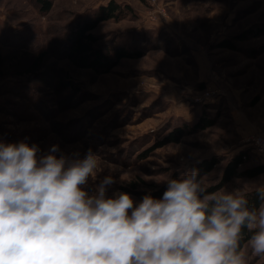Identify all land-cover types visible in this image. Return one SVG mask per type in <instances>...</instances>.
<instances>
[{
    "label": "rangeland",
    "instance_id": "374dc122",
    "mask_svg": "<svg viewBox=\"0 0 264 264\" xmlns=\"http://www.w3.org/2000/svg\"><path fill=\"white\" fill-rule=\"evenodd\" d=\"M49 1L44 14L36 0H0V21L8 23L0 25V141L36 144L41 153L58 145L81 158L91 149L100 177L115 179L108 195L123 191L136 202L202 159L221 158L202 176L209 188L240 150L249 155L244 167L264 163L246 141L264 137V31L254 34L264 28V0H113L130 13L101 22L92 33L104 47L146 52L122 59L108 73L54 55L64 53L62 28L109 0ZM226 39L234 49L217 45ZM37 53L47 55L37 71H28ZM201 112L213 126L155 147L173 126L190 127ZM256 183H264V174L217 190L247 192ZM242 251L247 264L264 261L246 244Z\"/></svg>",
    "mask_w": 264,
    "mask_h": 264
},
{
    "label": "clouds",
    "instance_id": "9594fccd",
    "mask_svg": "<svg viewBox=\"0 0 264 264\" xmlns=\"http://www.w3.org/2000/svg\"><path fill=\"white\" fill-rule=\"evenodd\" d=\"M100 168L91 149L0 141V264H247L245 244L264 258V183L209 191L193 169L136 202Z\"/></svg>",
    "mask_w": 264,
    "mask_h": 264
},
{
    "label": "trees",
    "instance_id": "16d2710c",
    "mask_svg": "<svg viewBox=\"0 0 264 264\" xmlns=\"http://www.w3.org/2000/svg\"><path fill=\"white\" fill-rule=\"evenodd\" d=\"M36 3L40 6L41 12L44 14L49 13L52 6L49 0H36ZM130 11L131 8L128 5H121L113 0H109L105 5H100L89 11L90 16L85 14L86 16L84 15V18H80L81 20L75 21L74 18L71 19L69 23L62 28V30L66 31V36H60L61 50H63L64 53H56L54 57L59 59L64 58L71 65L79 69H90L97 73L110 72L122 59H137L142 57L146 52L144 49L135 50L124 46H116L114 44L104 47L99 43L100 37L92 33L101 22L109 20L118 22L124 19ZM65 14L71 16L68 11H66ZM0 22V25L7 27V22ZM259 31H264V28L255 30L254 34ZM239 36L240 35H236L233 39H241ZM217 45L230 50L235 48L234 43L227 39L221 40ZM29 53V51L22 52L21 55L22 58H24L23 60L26 59L25 57L31 55ZM44 53L36 54L28 71L31 69L37 71L39 69L47 55ZM2 59L3 58L0 56V66L2 65ZM201 113L198 120L190 127L186 124L182 126H173L170 131L156 143L155 147H160L167 143H179L182 137L194 132L203 131L213 126L215 123L214 119L208 118L204 112ZM248 157L247 150H240L227 159L221 172L219 184L209 188V191H216L225 184L230 183L233 179H255L263 175L264 163H256L252 166L244 167L245 163L248 161ZM220 161L221 158L219 157L202 159L192 164L190 171L196 169L198 170L199 176L202 177L209 173ZM166 187L167 184L162 186L160 191L152 196L156 198L161 197ZM247 192L253 193L254 189ZM143 196L141 195V198ZM250 201L253 205L259 204V200L255 194L250 195ZM261 264H264V261Z\"/></svg>",
    "mask_w": 264,
    "mask_h": 264
},
{
    "label": "built area",
    "instance_id": "2783aa9c",
    "mask_svg": "<svg viewBox=\"0 0 264 264\" xmlns=\"http://www.w3.org/2000/svg\"><path fill=\"white\" fill-rule=\"evenodd\" d=\"M246 141L252 146L256 155L264 157V137L260 134L249 136Z\"/></svg>",
    "mask_w": 264,
    "mask_h": 264
}]
</instances>
